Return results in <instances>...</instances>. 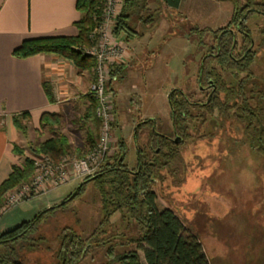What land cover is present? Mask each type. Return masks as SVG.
<instances>
[{"label": "rangeland", "instance_id": "374dc122", "mask_svg": "<svg viewBox=\"0 0 264 264\" xmlns=\"http://www.w3.org/2000/svg\"><path fill=\"white\" fill-rule=\"evenodd\" d=\"M155 1L160 2V0L150 1L148 12L158 6ZM247 1H189L190 5H184L181 12L174 17L177 19L174 29L178 38L168 42L167 34H165L166 37L160 39L159 42L158 39H154L156 41L150 40V42L144 43L147 45L146 48L151 49L162 48L164 46H160L159 43H167L158 69L155 68L157 69L156 86L149 84L146 92L142 89V93L145 94L143 93L139 103L142 114H152L157 119L158 125L152 130L175 139V136L172 135L168 105V95L172 89L182 90L188 96L191 104L190 117L186 124L188 136L184 138L183 144L179 147V153L185 165V174L182 178L176 174L172 177L166 170H161L163 179L157 180L153 188L157 193L156 206L158 210L170 208L175 212L185 228L201 242L210 264H264V170L258 166L257 157L247 145L240 142V133L234 130L231 122L220 125L216 119V110L210 116L207 108L201 107V104L206 102L209 90L202 89L197 84V70L203 55L209 52L212 38L208 33H204L202 37L199 35L198 38L190 34L193 27L215 30L232 26L229 21L235 3L241 6ZM254 1L264 4V0ZM163 17L170 18L161 7L156 20L161 21ZM133 22L131 26L136 32L144 31L143 36L150 32L149 24L144 26L140 21L134 20ZM168 24L169 22L165 23L163 33L168 31L166 30L169 28ZM245 25L251 32L255 49L254 60L248 70L228 69L215 61H211L209 64V67L215 68L222 84L229 89V92L230 89L236 91L238 100L235 103L237 104L241 103V98H244L243 94L252 102L250 91L264 87V40H262L264 37V15L259 13L249 15ZM113 27L110 28L111 31H113ZM237 39L240 41V36ZM88 47L81 46L78 49L84 54ZM154 64L149 63L150 67ZM148 74L151 75L152 72L150 71ZM241 86L243 90L239 91ZM219 96L225 100L227 94L220 93ZM137 103L138 99L135 98V102L131 104V110L135 115L138 112ZM86 115L87 113H85V117H78L76 113L66 114L62 116L61 123L54 126L53 129L47 125L40 126L39 130L25 134L23 144L15 145L20 149L18 155L21 164L17 166L21 167L27 158L32 159L34 163L37 157L43 155L34 154L35 147L45 139L58 135H64L68 140L70 150L64 156H84L91 147V143L86 140L87 128H93L92 122H87ZM82 121H86L84 133L81 131ZM136 123L138 122L135 121ZM151 124L152 120L151 123L139 126L137 138H141L139 136L144 133L142 135L144 142L139 145H146L151 132ZM143 129L144 132L141 133ZM98 136L99 130L94 135V139ZM117 141L118 138L115 139L112 130V153L117 149ZM81 143H84L83 146ZM125 163L131 170L136 168V154L133 149H130L126 154ZM175 179H180L182 182L177 183L174 181ZM82 180L70 181L48 194L36 196L28 202V205H34L33 213L22 220H17L14 217V213L18 212H16L17 207L3 214L0 217V232L10 230L21 222L29 221L38 212L53 206L48 203L53 202L51 198L56 194L62 197L55 203V205L58 204L73 193ZM19 185L9 190L6 196ZM6 196L0 202V206L4 203ZM101 217L99 195L93 183L89 182L82 194L62 207L56 208L25 238L12 244L14 259L21 264H59L60 243L68 231L66 228L85 238L99 224ZM229 220H239L240 224L233 226L232 229L229 223L227 224ZM106 231L103 238L106 241L108 239L114 241L117 253L134 248L132 245L123 243L118 236L121 233H134V223L128 218L121 219L120 213H116L110 218V224L106 226ZM107 245L108 242L90 247L87 256L77 264H108L109 261L105 257ZM7 251L8 248L0 247V255ZM140 256L143 264H146L141 253Z\"/></svg>", "mask_w": 264, "mask_h": 264}, {"label": "trees", "instance_id": "16d2710c", "mask_svg": "<svg viewBox=\"0 0 264 264\" xmlns=\"http://www.w3.org/2000/svg\"><path fill=\"white\" fill-rule=\"evenodd\" d=\"M152 0H123L119 13L116 16L113 32L123 34L125 40L140 38L143 32H136L131 23L140 21L142 25L154 27L156 18L160 14V5L148 12V5ZM173 8H178L180 0H160ZM104 0H76L75 7L81 17L74 23L77 28L75 36H47L24 40L19 47L14 49L13 55L26 58L37 54H51L69 60L75 67L82 71H92L94 59L84 55L78 49L81 46H92L93 41L88 39L90 31L100 20ZM264 15V4L248 0L244 5L236 3L229 24L215 30L191 28L190 34L202 37L204 33L211 34L212 43L209 52L201 59L197 70V84L202 89H208L206 102L201 107L207 108L210 116L217 111V121L220 125L231 122L234 130L240 133V142L246 144L257 157L258 166L264 170V87L250 91L249 101L245 95L241 103L237 104L236 91L227 89L221 81L214 67H209L211 61L218 62L228 69L247 71L254 60L253 40L251 32L245 22L252 14ZM152 20H156L155 22ZM134 23V22H133ZM240 36V41L237 39ZM264 40V37L262 38ZM199 44H202L199 42ZM198 44V45H199ZM261 42L259 43L260 46ZM201 46V45H200ZM112 70L119 74L120 68ZM264 84V79H263ZM241 86L239 91H242ZM49 101L53 102L50 86L45 85ZM227 94L225 100L219 96ZM91 97V103L86 115L87 122H92L93 128H87L86 140L93 146L97 139L94 135L99 130V120L95 115L96 102ZM232 102V103H231ZM172 135L179 137L178 143L164 134L157 133L150 126V134L146 145H135L136 168L129 169L125 163L127 146L124 139L116 142V151L107 156L101 163L99 170L92 176L85 178L75 188L73 193L56 205L38 212L31 220L21 222L16 227L0 232V247L8 248L5 254L0 255V264H21L13 255L12 244L17 242L35 229L44 218L56 208L71 202L75 197L84 192L87 183L92 182L100 198L101 220L99 224L83 238L69 228L60 243L59 264H77L87 256L88 249L92 246L108 245L105 257L108 264H143L140 253L146 264H210L207 254L198 238L190 233L170 208L158 210L156 206L157 193L154 185L157 180H162L161 170H166L173 175L184 176L185 165L179 153V147L187 138V119L190 117V102L188 96L174 88L168 96ZM62 116L56 113H43L40 117V126H54L61 123ZM148 119L145 123H151ZM30 115L22 112L13 116L15 128L22 134L27 133ZM136 123L134 139H137L138 128ZM18 146H14L15 153H20ZM68 140L64 135L45 139L39 143L34 154L49 155L55 161L67 154ZM17 150V152H16ZM148 151V153H147ZM230 152L228 151V154ZM33 175L32 159H25L23 165L13 166L5 180L0 183V202L4 200L7 192L22 182L28 181ZM177 183L182 182L175 179ZM176 183V184H177ZM116 213L121 214V219L128 218L134 223V233L118 235L123 243L134 246L133 249L116 252V244L112 239L106 241L103 235L107 233L106 226L110 218Z\"/></svg>", "mask_w": 264, "mask_h": 264}, {"label": "crops", "instance_id": "0c3cea01", "mask_svg": "<svg viewBox=\"0 0 264 264\" xmlns=\"http://www.w3.org/2000/svg\"><path fill=\"white\" fill-rule=\"evenodd\" d=\"M187 1L180 0L178 8L155 1L170 18L157 20L154 27H149L151 34L125 40L123 34L117 35L111 31V42L124 49L122 58L112 61L114 63L111 65L112 70L120 68L121 71L119 74L112 73L113 79L108 84L114 102L113 131L115 139L125 140L127 154L130 149L136 154L135 145L144 142V133L139 136L141 138L134 139L135 121L144 123L145 120L152 119L153 128L158 125L154 115L141 113L139 103L149 84L156 86V70L167 43L163 41L164 44L159 45L164 47L152 49L146 48L144 43L154 39L159 42L166 36L168 42L178 38L174 29L177 19L174 17L181 12L184 5H190L189 1L192 0ZM75 3L76 0H0V183L7 178L13 166L21 164L14 146H21L30 131L40 129L39 120L43 113H56L61 116L76 113L78 117H85L89 109L92 71H82L71 61L51 54H37L26 58L12 54L14 49L27 39L77 35L74 23L79 20L81 13L76 9ZM166 22H169V28L163 33ZM150 62L155 64L150 67ZM150 71L151 75L148 74ZM45 85L51 88L53 102L47 97ZM142 89L145 90L143 93ZM135 98L138 99L137 115L131 110ZM22 112L30 115L26 135L18 131L13 124V116ZM85 123L86 121L81 123L83 133ZM142 131L144 132V129L141 133ZM83 144L81 143V146ZM61 198L56 194L51 198L53 202L48 204L55 205ZM32 199L17 206L18 212L14 213L17 220L33 213L34 205H28ZM239 222L229 220L227 224L233 229Z\"/></svg>", "mask_w": 264, "mask_h": 264}, {"label": "built area", "instance_id": "2783aa9c", "mask_svg": "<svg viewBox=\"0 0 264 264\" xmlns=\"http://www.w3.org/2000/svg\"><path fill=\"white\" fill-rule=\"evenodd\" d=\"M123 0H104L100 20L90 31L93 45L86 48L85 55L94 59L90 95L96 102L95 115L99 120L97 142L82 157L64 156L55 161L43 154L33 163L32 177L12 190L0 206V217L21 203L45 194L73 180L94 175L103 160L113 152L112 130L114 122L113 95L108 84L112 81V61L120 60L123 47L110 40L111 29Z\"/></svg>", "mask_w": 264, "mask_h": 264}, {"label": "water", "instance_id": "95a60500", "mask_svg": "<svg viewBox=\"0 0 264 264\" xmlns=\"http://www.w3.org/2000/svg\"><path fill=\"white\" fill-rule=\"evenodd\" d=\"M169 96V95H168ZM145 122V121H144ZM179 137L177 136V137H175V139H174V143H178V141H179Z\"/></svg>", "mask_w": 264, "mask_h": 264}, {"label": "flooded vegetation", "instance_id": "af4514ba", "mask_svg": "<svg viewBox=\"0 0 264 264\" xmlns=\"http://www.w3.org/2000/svg\"><path fill=\"white\" fill-rule=\"evenodd\" d=\"M153 124V123H152ZM151 124V128H153V125ZM158 133V132H157ZM171 138V137H170ZM172 139V138H171Z\"/></svg>", "mask_w": 264, "mask_h": 264}]
</instances>
